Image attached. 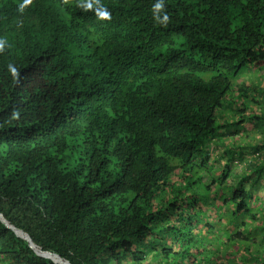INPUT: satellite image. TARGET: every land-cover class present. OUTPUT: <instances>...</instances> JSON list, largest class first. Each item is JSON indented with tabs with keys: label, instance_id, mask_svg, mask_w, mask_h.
<instances>
[{
	"label": "trees",
	"instance_id": "16d2710c",
	"mask_svg": "<svg viewBox=\"0 0 264 264\" xmlns=\"http://www.w3.org/2000/svg\"><path fill=\"white\" fill-rule=\"evenodd\" d=\"M1 35L0 264H264V0H0Z\"/></svg>",
	"mask_w": 264,
	"mask_h": 264
},
{
	"label": "clouds",
	"instance_id": "9594fccd",
	"mask_svg": "<svg viewBox=\"0 0 264 264\" xmlns=\"http://www.w3.org/2000/svg\"><path fill=\"white\" fill-rule=\"evenodd\" d=\"M162 7H163V4L160 3V2H158V3L155 5V8H156V9H161ZM105 15H107V14H105ZM165 19H166V17H165ZM2 40H4V37H2V35H1L0 41H2Z\"/></svg>",
	"mask_w": 264,
	"mask_h": 264
},
{
	"label": "rangeland",
	"instance_id": "374dc122",
	"mask_svg": "<svg viewBox=\"0 0 264 264\" xmlns=\"http://www.w3.org/2000/svg\"><path fill=\"white\" fill-rule=\"evenodd\" d=\"M243 75H244V72H242V73L239 75V77H242ZM251 80H252V79H250L249 77H245V76H244V79H243L244 82H246V83H250Z\"/></svg>",
	"mask_w": 264,
	"mask_h": 264
}]
</instances>
